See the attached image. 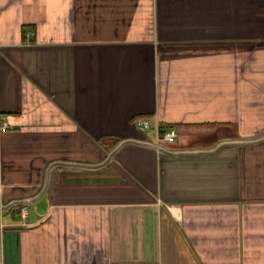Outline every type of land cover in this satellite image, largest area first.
Segmentation results:
<instances>
[{"label":"crops","instance_id":"0c3cea01","mask_svg":"<svg viewBox=\"0 0 264 264\" xmlns=\"http://www.w3.org/2000/svg\"><path fill=\"white\" fill-rule=\"evenodd\" d=\"M0 264H264V0H0Z\"/></svg>","mask_w":264,"mask_h":264},{"label":"built area","instance_id":"2783aa9c","mask_svg":"<svg viewBox=\"0 0 264 264\" xmlns=\"http://www.w3.org/2000/svg\"><path fill=\"white\" fill-rule=\"evenodd\" d=\"M4 119V117H3ZM139 122L142 124V126L144 128H149L150 127V122L146 119H141L139 120ZM4 128L7 127V122H3ZM177 136V132L175 128H170L169 130H167L164 135L162 136L163 140L167 141V142H173L175 140ZM27 205H23L20 207V213L24 218L28 217V210H27Z\"/></svg>","mask_w":264,"mask_h":264}]
</instances>
